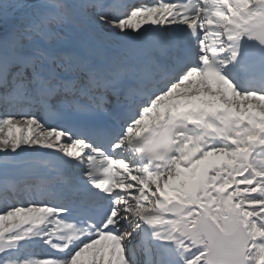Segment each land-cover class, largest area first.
<instances>
[{
    "label": "snow or ice",
    "instance_id": "1",
    "mask_svg": "<svg viewBox=\"0 0 264 264\" xmlns=\"http://www.w3.org/2000/svg\"><path fill=\"white\" fill-rule=\"evenodd\" d=\"M0 264H264V0H0Z\"/></svg>",
    "mask_w": 264,
    "mask_h": 264
}]
</instances>
